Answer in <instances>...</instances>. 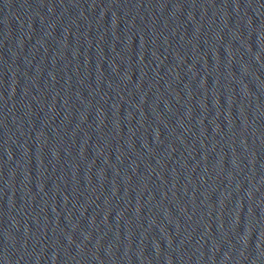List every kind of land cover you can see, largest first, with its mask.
Listing matches in <instances>:
<instances>
[{"label": "water", "instance_id": "obj_1", "mask_svg": "<svg viewBox=\"0 0 264 264\" xmlns=\"http://www.w3.org/2000/svg\"><path fill=\"white\" fill-rule=\"evenodd\" d=\"M0 264H264V0H0Z\"/></svg>", "mask_w": 264, "mask_h": 264}]
</instances>
